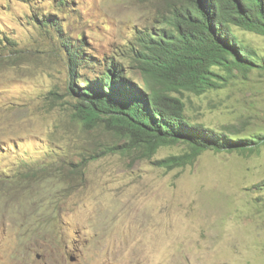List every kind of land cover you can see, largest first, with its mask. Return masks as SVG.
I'll use <instances>...</instances> for the list:
<instances>
[{
  "label": "rangeland",
  "instance_id": "374dc122",
  "mask_svg": "<svg viewBox=\"0 0 264 264\" xmlns=\"http://www.w3.org/2000/svg\"><path fill=\"white\" fill-rule=\"evenodd\" d=\"M65 3L0 0V264H264V145L247 155L206 149L168 169L156 161L185 143L147 157L142 146L121 151L125 139L101 125L84 126L62 38L117 56L144 85L131 45L156 11L151 0ZM42 13L61 30L41 26ZM237 33L264 56L263 36ZM175 95L193 123L232 137L264 133L262 66L223 88Z\"/></svg>",
  "mask_w": 264,
  "mask_h": 264
},
{
  "label": "trees",
  "instance_id": "16d2710c",
  "mask_svg": "<svg viewBox=\"0 0 264 264\" xmlns=\"http://www.w3.org/2000/svg\"><path fill=\"white\" fill-rule=\"evenodd\" d=\"M151 1L155 17L150 25L136 29L131 45L144 85L127 74L117 56L92 55L80 36L71 41L64 35L69 91L77 101L73 116L84 126L101 125L124 138L127 145L118 146L121 151L128 146H142L150 157L160 146L185 143L184 152L156 161L168 169L192 164L206 149L241 155L257 152L264 145V133L232 137L193 123L184 114L182 97L175 93L202 94L220 89L238 74L264 67V56L258 55L260 49L250 46L237 33L239 30L264 37V0ZM60 2L54 9L68 6L66 0ZM41 16V26L61 30L59 22L52 19L56 16ZM118 148L106 145L104 152ZM77 166L65 171L64 176L72 177ZM28 173L15 174L35 176Z\"/></svg>",
  "mask_w": 264,
  "mask_h": 264
}]
</instances>
